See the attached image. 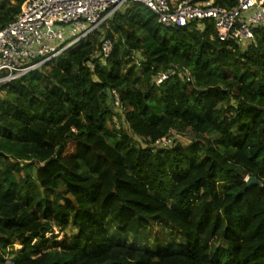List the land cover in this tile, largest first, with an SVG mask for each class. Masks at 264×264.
<instances>
[{"label": "trees", "instance_id": "obj_1", "mask_svg": "<svg viewBox=\"0 0 264 264\" xmlns=\"http://www.w3.org/2000/svg\"><path fill=\"white\" fill-rule=\"evenodd\" d=\"M23 2L0 0V26ZM0 92V264H264V25L240 45L130 4ZM185 130L189 143L153 146ZM104 214L122 234L163 221L184 242L118 245Z\"/></svg>", "mask_w": 264, "mask_h": 264}, {"label": "built area", "instance_id": "obj_2", "mask_svg": "<svg viewBox=\"0 0 264 264\" xmlns=\"http://www.w3.org/2000/svg\"><path fill=\"white\" fill-rule=\"evenodd\" d=\"M130 4L148 8L164 27L211 22L220 41L233 39L240 45L252 41L254 29L264 25V0H237L231 8L216 5L213 0H24L20 12L0 26V90L62 52L75 48ZM111 50V41L103 38L100 58L103 64ZM89 66L94 68L92 63ZM174 73L172 70L162 73L157 81ZM184 77L189 81L190 72L186 71ZM110 94L115 111L122 113L118 93L113 90ZM174 133L157 139L153 146H171Z\"/></svg>", "mask_w": 264, "mask_h": 264}, {"label": "rangeland", "instance_id": "obj_3", "mask_svg": "<svg viewBox=\"0 0 264 264\" xmlns=\"http://www.w3.org/2000/svg\"><path fill=\"white\" fill-rule=\"evenodd\" d=\"M0 95H3V92H0ZM120 117H115V126L117 127H126L123 122V113L119 114ZM173 141L171 146L176 143H189L192 140L191 133L189 130H185L183 133L175 132L171 135ZM33 173V169L30 171ZM106 220V227L108 229L109 235L118 245L125 247H132L140 250H158L167 247L171 243H183L184 238L181 233L170 226L169 224L163 221H151V223L143 230L140 236H133L131 234H122L118 226L107 217V214H104ZM58 230H55L54 233H57ZM76 233V230L70 225L65 226L62 231L57 233V239L62 240L65 234L70 235ZM52 234H49L48 237H51ZM14 248L19 250L21 247L19 243H14Z\"/></svg>", "mask_w": 264, "mask_h": 264}, {"label": "water", "instance_id": "obj_4", "mask_svg": "<svg viewBox=\"0 0 264 264\" xmlns=\"http://www.w3.org/2000/svg\"><path fill=\"white\" fill-rule=\"evenodd\" d=\"M245 181H246L247 186L260 184V181L256 177H253V176L246 177Z\"/></svg>", "mask_w": 264, "mask_h": 264}]
</instances>
